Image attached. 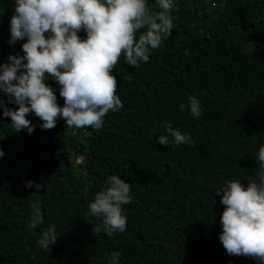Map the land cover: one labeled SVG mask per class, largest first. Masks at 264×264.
<instances>
[{"label":"trees","instance_id":"16d2710c","mask_svg":"<svg viewBox=\"0 0 264 264\" xmlns=\"http://www.w3.org/2000/svg\"><path fill=\"white\" fill-rule=\"evenodd\" d=\"M146 2L159 11L157 0ZM173 3L171 34L148 63L135 68L122 55L115 65L123 107L101 129L67 128L58 118L44 130L29 113L34 131L15 132L0 108V264H110L114 251L119 264H261L223 248L217 193L236 180L246 188L264 146V0ZM14 14L0 0V65L24 55L26 38L9 43ZM78 35L86 39L83 30ZM46 77L63 107L60 86ZM192 96L199 118L190 113ZM8 99L0 92L16 110ZM165 122L193 143L175 146L169 137L160 145ZM112 175L131 185L132 199L122 206L125 231L109 237L93 233L102 218L88 209ZM29 181L40 189L26 187ZM34 208L42 222L29 228ZM51 226L58 239L45 250L38 240Z\"/></svg>","mask_w":264,"mask_h":264},{"label":"clouds","instance_id":"9594fccd","mask_svg":"<svg viewBox=\"0 0 264 264\" xmlns=\"http://www.w3.org/2000/svg\"><path fill=\"white\" fill-rule=\"evenodd\" d=\"M15 4L9 43L25 38L27 42L22 45L23 56L9 55V63L0 65V92L9 97L7 103L18 108H8L3 100L0 108L15 132L26 129L28 134L35 129L26 119L29 113L42 121L44 130L53 129L58 118L66 121L67 128L101 129L104 117L123 107L116 94V76L111 74L120 57L135 68L148 63L151 52L171 34V13L179 10L173 0H157L159 11L155 13L146 0H15ZM82 30L86 39L78 35ZM46 74L60 86L63 107L45 82ZM188 106L199 118L202 107L197 96L190 97ZM163 127L167 135L158 137L160 145L167 147L169 137L175 146L193 143L188 133L182 134L167 122ZM256 164L255 179L246 188L236 180L217 193L222 194L224 205L219 240L228 255L251 257L264 264V146L259 148ZM106 183L109 186L96 193L88 210L93 217L102 218V225L93 227V233L103 231L112 237L125 231L122 206L131 203V185L118 175L110 176ZM33 186L41 187L32 181L26 184ZM41 222L40 210L34 208L28 227L36 228ZM57 239L55 226H51L38 244L47 250ZM119 257L120 253L112 252L110 264H119Z\"/></svg>","mask_w":264,"mask_h":264},{"label":"built area","instance_id":"2783aa9c","mask_svg":"<svg viewBox=\"0 0 264 264\" xmlns=\"http://www.w3.org/2000/svg\"><path fill=\"white\" fill-rule=\"evenodd\" d=\"M7 1L10 2L14 7L16 6L15 0H7Z\"/></svg>","mask_w":264,"mask_h":264}]
</instances>
